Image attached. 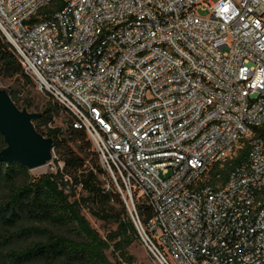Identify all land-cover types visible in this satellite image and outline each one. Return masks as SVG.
I'll use <instances>...</instances> for the list:
<instances>
[{"label": "built area", "instance_id": "1", "mask_svg": "<svg viewBox=\"0 0 264 264\" xmlns=\"http://www.w3.org/2000/svg\"><path fill=\"white\" fill-rule=\"evenodd\" d=\"M55 1L0 0V32L88 135L149 252L264 264V0H60L40 15Z\"/></svg>", "mask_w": 264, "mask_h": 264}, {"label": "trees", "instance_id": "2", "mask_svg": "<svg viewBox=\"0 0 264 264\" xmlns=\"http://www.w3.org/2000/svg\"><path fill=\"white\" fill-rule=\"evenodd\" d=\"M61 6L57 0L40 15H51ZM0 77L15 84L9 94L20 109L33 107L30 95L35 82L25 73L16 50L1 32ZM60 111L69 116L67 131L52 126ZM73 122L72 114L52 101L34 123L39 133L53 141L54 151L61 157L56 162L61 161L63 167L56 172L34 177L19 164L0 163V264H137L130 249L140 236L125 202L112 182L110 189L106 187L102 177L107 174L100 162L90 165L89 157L83 153L91 151L93 143L85 132L73 128ZM72 143H77L80 151H75ZM6 148L0 134V152ZM93 153L99 160L95 150ZM247 156L245 144L236 155L211 170L209 184L225 183ZM138 209L146 223L152 214L146 207ZM85 210L99 221L116 224L117 229L103 238L91 228L83 215ZM24 222L35 226L25 227ZM32 236L40 240L22 245Z\"/></svg>", "mask_w": 264, "mask_h": 264}, {"label": "water", "instance_id": "3", "mask_svg": "<svg viewBox=\"0 0 264 264\" xmlns=\"http://www.w3.org/2000/svg\"><path fill=\"white\" fill-rule=\"evenodd\" d=\"M41 118L42 114L20 109L11 95L0 88V134L7 144V148L0 152V163L19 164L29 171L52 163L53 141L39 133L34 124ZM124 202L132 219V210Z\"/></svg>", "mask_w": 264, "mask_h": 264}, {"label": "rangeland", "instance_id": "4", "mask_svg": "<svg viewBox=\"0 0 264 264\" xmlns=\"http://www.w3.org/2000/svg\"><path fill=\"white\" fill-rule=\"evenodd\" d=\"M197 14L200 17L206 18L209 16L210 12L203 11V10L199 9L197 11ZM14 87H15V84L13 83V81L4 80L2 77H0V88L1 89L6 90L8 93H10ZM30 100H32V102H33V107L27 108V107L23 106V108L25 110L29 111L31 114H42L43 110L49 105V103H52V100L50 99V97L46 93L39 90L37 85L32 90V93L30 95ZM68 120H69V116L64 111H60L59 117L55 120V122L52 126L53 127H60L64 131H67ZM72 147L74 148L75 151H80L79 145L77 143H72ZM84 149H85V147H84ZM94 150L95 149H94V146L92 144L91 151L88 150L87 152H84L83 154L85 156L89 157L90 165L93 164V161L95 162V164L99 165V160L96 159L97 157L94 156V153H93ZM85 151H86V149H85ZM54 156H56V158H58V160L61 158L58 153H54ZM56 160L57 159H55V161L52 162L53 164L45 167L42 170L38 169L35 171H30V174L34 177H39L42 175H47V174L56 172L57 168L61 167L63 165L61 161L56 162ZM102 180L105 182L106 187L108 189H110L109 182H111V180L109 179V177L103 176ZM83 215L86 218V220L89 222L91 228L93 230H96L103 238H106V236L110 232L117 229L116 224H107L105 222L99 221L88 210H85L83 212ZM23 226L31 227V226H35V225L31 224L29 222H24ZM36 226H40L42 228H49V229L55 230V231L60 232V233H66L62 229H57V228H54V227L47 225V224H37ZM38 240H40V238L32 236L31 238H29L28 240L23 242L22 245L28 246L31 243L36 242ZM130 252L132 255H134L136 257L137 264H160L159 261L149 252V250L147 249V247L145 246V244L142 242L141 239H140V241L136 242L132 246V248L130 249ZM108 256H110V258L112 259L110 252H108Z\"/></svg>", "mask_w": 264, "mask_h": 264}, {"label": "bare ground", "instance_id": "5", "mask_svg": "<svg viewBox=\"0 0 264 264\" xmlns=\"http://www.w3.org/2000/svg\"><path fill=\"white\" fill-rule=\"evenodd\" d=\"M45 167H43V168H40L39 170H42V169H44ZM38 170V169H37Z\"/></svg>", "mask_w": 264, "mask_h": 264}]
</instances>
